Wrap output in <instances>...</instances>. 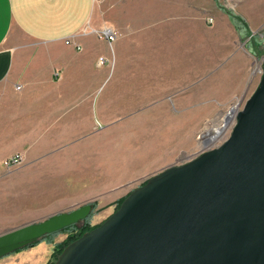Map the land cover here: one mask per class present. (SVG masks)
I'll return each mask as SVG.
<instances>
[{
  "label": "crops",
  "instance_id": "1",
  "mask_svg": "<svg viewBox=\"0 0 264 264\" xmlns=\"http://www.w3.org/2000/svg\"><path fill=\"white\" fill-rule=\"evenodd\" d=\"M219 3L101 0L97 9L94 0H0V159L20 152L23 167H110L97 124L157 122L158 107L182 105L163 101L189 85L181 61H203L207 46L227 59L244 37L253 40L247 20L223 15ZM107 27L112 43L93 33ZM65 235L0 264H47Z\"/></svg>",
  "mask_w": 264,
  "mask_h": 264
},
{
  "label": "water",
  "instance_id": "2",
  "mask_svg": "<svg viewBox=\"0 0 264 264\" xmlns=\"http://www.w3.org/2000/svg\"><path fill=\"white\" fill-rule=\"evenodd\" d=\"M262 69L220 146L132 190L54 264H264V63ZM90 207L0 233V258L85 220Z\"/></svg>",
  "mask_w": 264,
  "mask_h": 264
},
{
  "label": "rangeland",
  "instance_id": "3",
  "mask_svg": "<svg viewBox=\"0 0 264 264\" xmlns=\"http://www.w3.org/2000/svg\"><path fill=\"white\" fill-rule=\"evenodd\" d=\"M100 2L95 1L97 9ZM219 4L223 15L247 20L253 40L243 42L244 37L227 59L213 58L207 46V58L203 61H181L184 66L188 62L189 85L182 91L169 93L163 101L171 104L180 97L182 105L158 107L157 122L138 125L121 120L97 124L96 128L105 131L104 141L109 142L110 167H23L20 152L0 159V233L84 204L95 206L88 224L97 227L119 208L132 190L149 178L220 146L230 136L236 116L210 145L205 139L215 136L216 129L223 126L226 113L232 107L241 110L259 85L264 63V10L259 8H264V0H220ZM206 25L211 24L207 21ZM210 37L207 33V40ZM100 59L97 66L102 65ZM198 63L201 66L196 67ZM11 157L20 158L19 163L3 166L2 162ZM98 183L105 185L104 192L89 193L90 186ZM72 232L58 234H66L67 238Z\"/></svg>",
  "mask_w": 264,
  "mask_h": 264
},
{
  "label": "trees",
  "instance_id": "4",
  "mask_svg": "<svg viewBox=\"0 0 264 264\" xmlns=\"http://www.w3.org/2000/svg\"><path fill=\"white\" fill-rule=\"evenodd\" d=\"M233 18H236V19H237V17H235V16H233ZM145 183H146V182H145ZM145 183H143L142 185H144ZM142 185H141V186H142ZM122 201H123V200H122ZM122 201H121V202H122ZM121 202H120V203H121ZM90 206H91V207H90V208H91V213H90V215L88 216V218H86L85 220H83V221H79L77 224H75V225H73V226H70V227H68V228H66V229H63L62 231H59V232H57V233H53V234H51V235L44 236V237L38 239L37 241H35V242H33V243L27 245L25 248H22V249H20V250H23V249L25 250L26 248L33 247V246H35L36 244H38L39 242H41V241H44V240H50V239L53 238L54 235H56V234H58V233H61V232H68V231H74V232H72L71 234L67 235V238H66L62 243L56 245V246H55V249H53L54 252H53V254H52V256H51L50 261H49L47 264H54V262H56V260L58 259L59 255L62 253V251L65 249V247H66L67 245H69L71 242L77 240V238H80V237H81L83 234H85L86 232H89V231H91L92 229L96 228V227H91V226L88 224V219H89V217L91 216V214H92V212H93V210H94V207H95L93 204H90ZM79 223H82V225H81L80 227H78V229H77L76 226H78ZM18 251H19V250H18Z\"/></svg>",
  "mask_w": 264,
  "mask_h": 264
},
{
  "label": "built area",
  "instance_id": "5",
  "mask_svg": "<svg viewBox=\"0 0 264 264\" xmlns=\"http://www.w3.org/2000/svg\"><path fill=\"white\" fill-rule=\"evenodd\" d=\"M96 1V0H94ZM209 22V24L213 23V19L212 18H208L207 20ZM93 33L96 35L97 38L99 39H106L107 41H109V43H112L114 40V35L113 33L107 29V28H103V29H99V30H93ZM66 44H69L68 41H66ZM101 60V59H100ZM20 161V158L18 157H11L9 159H6L5 161L2 162V165L5 167H10L13 166L15 164H18Z\"/></svg>",
  "mask_w": 264,
  "mask_h": 264
},
{
  "label": "bare ground",
  "instance_id": "6",
  "mask_svg": "<svg viewBox=\"0 0 264 264\" xmlns=\"http://www.w3.org/2000/svg\"><path fill=\"white\" fill-rule=\"evenodd\" d=\"M236 113H237V109H234V107H232V109L223 118V122H222L223 123V126L221 128L216 129L215 136L214 135H212L210 137L206 136L205 139L209 140L207 142L208 145H210L214 140H216L218 137H220V135L223 134V132L225 131L226 127L233 121L234 117L236 116ZM206 145L207 144H205V146Z\"/></svg>",
  "mask_w": 264,
  "mask_h": 264
}]
</instances>
